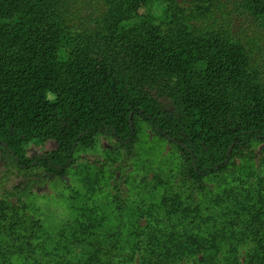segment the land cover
<instances>
[{
    "label": "trees",
    "instance_id": "obj_1",
    "mask_svg": "<svg viewBox=\"0 0 264 264\" xmlns=\"http://www.w3.org/2000/svg\"><path fill=\"white\" fill-rule=\"evenodd\" d=\"M148 2L0 0V161L60 179L81 149L105 135L125 152L127 166L138 124L146 123L178 151L180 175L190 182V203L173 190L163 195L166 222L179 216L198 230L217 224L203 215L206 180L264 143V0H160L164 19L149 17ZM48 142L52 150L29 154L32 143ZM15 195V202L0 196L2 264L15 256L50 264L37 243L40 221L23 194ZM224 207L226 214L231 208ZM119 234L90 241L87 261L115 264L124 248ZM186 234L196 242L198 234ZM72 242L82 247L77 237ZM257 258L230 261L257 264Z\"/></svg>",
    "mask_w": 264,
    "mask_h": 264
},
{
    "label": "rangeland",
    "instance_id": "obj_2",
    "mask_svg": "<svg viewBox=\"0 0 264 264\" xmlns=\"http://www.w3.org/2000/svg\"><path fill=\"white\" fill-rule=\"evenodd\" d=\"M148 1L149 17L164 19L166 2ZM138 126L139 141L127 166L125 152L105 135L92 148L81 149L76 164L60 179L41 170L22 173L0 161V196L15 202V193L23 194L40 221L37 243L52 260L50 264H90L87 258L93 254L94 244L88 243L111 233H120L124 246L115 264H231L233 255L241 261L255 255L257 264H264V249H260L264 243V143L255 142L250 151L238 154L229 172L206 180L207 189L199 193L203 215L217 224L202 223L197 230L194 223L179 216L166 222L163 195L175 191L190 203V182L180 175L183 159L178 151L146 123ZM54 147L53 142L32 143L28 152L42 155ZM217 199L225 204L218 207ZM227 205L231 209L223 214ZM159 209L163 211L157 214ZM223 217L231 221L230 228L223 225ZM247 223L255 224L260 234L248 230ZM186 231L198 234L196 242L188 239ZM212 234L216 244L210 241ZM75 237L82 247L74 245ZM234 247L237 251L233 253ZM154 253L158 259L153 258ZM12 264L31 262L15 256Z\"/></svg>",
    "mask_w": 264,
    "mask_h": 264
}]
</instances>
